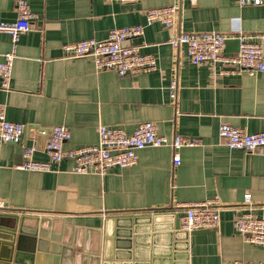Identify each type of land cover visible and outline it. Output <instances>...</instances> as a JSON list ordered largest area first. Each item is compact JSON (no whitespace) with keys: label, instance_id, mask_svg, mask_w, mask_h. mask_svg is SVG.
<instances>
[{"label":"crops","instance_id":"0c3cea01","mask_svg":"<svg viewBox=\"0 0 264 264\" xmlns=\"http://www.w3.org/2000/svg\"><path fill=\"white\" fill-rule=\"evenodd\" d=\"M26 1L30 29L19 38L10 89L0 88V110L24 126L21 144L0 142V200L6 206L0 216L57 218L48 222L53 231L47 237L83 242L90 252L103 239L106 218L160 212L181 218L186 206L207 203L217 210L219 225L183 241L175 264H264V248L246 243L233 229L242 214L264 217V150H230L218 135L221 124L264 132V73L249 76L222 62L193 65L185 45L173 43L183 33L215 32L226 36L222 54L234 56L235 37L242 33L264 49V7L240 6L238 0ZM165 6L176 7L174 24L144 26L142 36L129 43L154 56L156 70L119 77L97 71L91 58L63 59L64 44L104 40L112 29L145 25L147 10ZM16 18L13 0H0V23ZM9 48L8 37L0 35V61ZM171 81L174 99L168 94ZM144 122L165 138L200 144L180 148L176 166L170 147H146L136 152L135 165L104 176L74 174L70 160L49 172L16 168L23 146L36 147L34 161H48L44 145L53 127L68 129L63 147L73 150L96 145L99 125L130 134ZM77 252L82 253L74 248L71 255ZM73 257L74 264L87 261Z\"/></svg>","mask_w":264,"mask_h":264},{"label":"built area","instance_id":"2783aa9c","mask_svg":"<svg viewBox=\"0 0 264 264\" xmlns=\"http://www.w3.org/2000/svg\"><path fill=\"white\" fill-rule=\"evenodd\" d=\"M123 4L137 3L140 0H114ZM195 4L196 0H186ZM17 18L12 23H0V35L9 39V50L2 55L0 61V88L10 89L13 61L16 58L17 44L21 35L29 31L33 14L26 0H13ZM240 6H262L264 0H238ZM175 6L149 9L145 12V25H132L115 28L108 32L104 40H81L62 46L63 59L77 60L91 58L97 71L111 70L119 77L137 75L156 70V58L143 54L140 47L129 44L142 36L144 26L159 22L165 28H170L176 19ZM238 49L234 56H224L226 36L215 33H183L173 41L183 44L186 55L193 65L208 62H222L235 68L236 72H245L249 76L264 73V49L261 45L251 42V38L238 33L235 37ZM169 98L175 97V83L171 81L168 87ZM24 126L6 119L0 110V142L21 144ZM98 141L94 146L73 150L64 149V142L69 133L65 126L53 127L44 150L48 156L47 162L33 160L35 146L22 147V162L16 166L25 172H49L52 165L63 160L73 162L72 173L79 175L94 174L104 176L112 168H129L137 161L136 152L146 147H170L173 151V164H180L177 151L182 147L199 146L198 139L183 136H173L171 139L160 136L155 125L150 122L139 124L130 134L122 129L99 125ZM218 135L225 141L230 150H240L253 153L264 150V132L249 134L247 131L221 124ZM264 155V154H263ZM5 203L0 200V211L5 209ZM220 218L217 210L207 203H195L186 206L185 213L180 218L181 230L192 232L216 228ZM234 231L244 237V241L253 246L264 248V217L245 213L233 222ZM233 264H254L235 261Z\"/></svg>","mask_w":264,"mask_h":264},{"label":"water","instance_id":"95a60500","mask_svg":"<svg viewBox=\"0 0 264 264\" xmlns=\"http://www.w3.org/2000/svg\"><path fill=\"white\" fill-rule=\"evenodd\" d=\"M0 217V264H74L73 256L87 260L75 264H175L190 235L216 229L187 232L181 230L178 215L165 212L122 215L103 221V239L89 252L83 242L72 245L47 237L53 231L48 222H60L57 218ZM74 248L82 253L72 256Z\"/></svg>","mask_w":264,"mask_h":264}]
</instances>
